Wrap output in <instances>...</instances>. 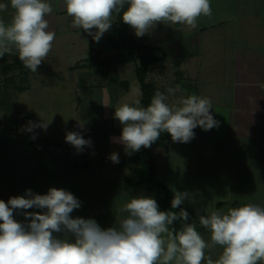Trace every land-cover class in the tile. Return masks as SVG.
I'll list each match as a JSON object with an SVG mask.
<instances>
[{"label":"crops","instance_id":"obj_1","mask_svg":"<svg viewBox=\"0 0 264 264\" xmlns=\"http://www.w3.org/2000/svg\"><path fill=\"white\" fill-rule=\"evenodd\" d=\"M47 2L53 8L52 14L47 17L49 30L56 33L55 43L50 52L65 50V47L76 49V40L85 32L83 29L72 27L73 18L66 13L63 0H47ZM211 3L221 6L222 10L223 6L228 7L229 13L223 16L222 12L220 17L215 18L216 21H211L210 25L200 28L203 35L202 50L196 49L198 41L195 38L186 41L185 35L177 38L173 35L175 30H180L182 34L183 30L197 31V28L189 29L182 24H171L174 30L165 34L166 24L159 23L144 36L137 37L129 27L130 33L135 38L145 40L156 47V53L161 59L152 67L163 65L170 60L178 70L188 73L194 80L197 78L196 81L202 78V74L208 68L214 75L217 72L214 68L216 63L214 59L211 58L213 61L210 62L202 59L199 63L195 58L207 53L208 45L215 46L213 37L219 33L221 45L226 48L225 53L228 54L224 55L223 64L230 65L239 72L236 96L227 94L224 89L218 92L219 97L204 95L211 100L212 115L220 123L218 127L207 131L199 129L202 135L197 142L200 143L194 144L195 138H193L190 142L183 143L186 145L181 150H175L173 148L175 142L171 140L168 149L163 147L167 154L161 158L154 154L158 145L152 147V154L157 164V178L165 183L173 194L177 191L188 193V198L182 203L184 207L204 213H209L213 208L223 209L226 212L236 203L264 206V0H211ZM12 13L13 10L9 6L7 11L0 12V18L7 23ZM114 19L115 15L112 20ZM196 33V38H201L200 33ZM90 40L93 41L94 48V51H90L89 41L90 55L96 50L100 51V58L115 54V51L110 49L108 31L103 34L99 42L94 41L93 38ZM179 40L184 41L183 46ZM97 43L99 47H96ZM49 62L45 59V64L41 63L43 70L46 64L49 67ZM132 63L136 68V63ZM89 64L94 65L88 57L81 58L69 65L68 70L74 72L86 68ZM192 64L195 66L193 67ZM95 69L96 73L104 79L107 78L108 82L101 87L100 85L97 87V81L96 85L91 84L90 87L86 83L80 85L89 88V93L85 96V110L79 111L82 101L78 94L79 90L75 88L76 84L73 90L72 96L77 97L78 101L73 102L75 113L70 132H78L84 139L91 141L90 146L78 151L66 142V135L59 127H55V123L52 122L53 125L48 127L45 117L41 118L39 123L47 124L46 129L36 127L33 132L24 130L29 122L37 123V115L29 108L22 111L20 107L12 104L11 87L7 86L5 81H9L10 78L16 79L13 80L12 90H18L16 98L18 99L20 94L32 89H36V92L42 95L38 88L48 84L47 75L38 76L37 72L30 71L29 79L24 85L26 88L21 90L19 89V82L22 81L20 69L5 72L3 64H0L2 74L0 107L4 109L5 106L10 105L9 111L14 109L9 122L0 126V190L7 194L6 196L10 194L11 198L25 196L27 190L43 195L47 194L50 188L64 189L72 193L81 204L80 208L70 214L72 218H92L102 229H107L119 227L120 220L127 216L121 208L130 198L144 196L157 201L164 192L150 191L144 185L130 186L127 183L125 176L131 174L134 167V163L129 158L137 152L126 154L124 145L115 139L120 137L122 132L120 123L116 126L117 119L114 118V112L118 107L117 99H122L120 90L124 88L102 75L96 66ZM47 71L51 74L54 72L53 69ZM214 80L215 78L210 76L206 81L202 78L197 84H192L193 80H188L187 84L184 80L178 81L176 88L175 86L172 88L174 91L168 95L166 93L167 101L179 95L187 97L190 93L199 90V87L201 89L204 82ZM223 80L225 81V78ZM15 81L18 86L15 85ZM157 87L159 89L158 85ZM101 88H104L105 92H102ZM129 88L125 91H129ZM208 89L213 92L210 87ZM163 90L165 91V88ZM202 93L203 90L200 91V94ZM139 100L141 101V98ZM193 131L195 133V129ZM74 152L85 156L90 163L78 165L73 159ZM112 153L118 154L119 163L111 161ZM15 211V219L18 221L21 217L25 218L24 211L42 213L46 210ZM29 220L30 218L26 219V223ZM196 230L206 242H210L211 234L208 229L196 228ZM54 235L61 239L65 237L64 233H54ZM67 238L74 242L71 234H68ZM221 251L217 246L215 249L206 250V255L216 259Z\"/></svg>","mask_w":264,"mask_h":264},{"label":"clouds","instance_id":"obj_2","mask_svg":"<svg viewBox=\"0 0 264 264\" xmlns=\"http://www.w3.org/2000/svg\"><path fill=\"white\" fill-rule=\"evenodd\" d=\"M63 5L73 18L72 27L83 29L96 42L112 27L113 13H121L125 5L122 21L137 37L159 23L195 29L201 16L212 15L211 0H63ZM9 6L13 10L10 21L0 18V58L15 50L24 66L37 72L56 38L47 19L53 8L47 0H6L0 2V12ZM140 104L139 99L134 104L121 103L114 112L122 126L115 139L128 155L150 148L162 132L174 142L188 143L195 128L207 131L220 123L212 115L211 100L196 94L169 104L157 91L147 107ZM36 127L46 129L47 124L29 122L24 130L33 132ZM65 140L78 151L91 145L78 132H68ZM110 159L119 163L117 153ZM187 198V192H175L171 208H180ZM80 207L72 193L57 188L43 195L27 190L25 196L11 197L7 203L0 200V264H264V206L248 203L226 212L213 208L201 215L199 224L210 231V242L194 224L171 228L174 221L187 222L189 213L182 208L161 211L151 197L130 198L121 208L127 216L119 227L107 229L92 218H72L70 214ZM27 209L46 211H24L25 218H30L27 223L14 219V210ZM217 246L222 250L218 258L206 255V250Z\"/></svg>","mask_w":264,"mask_h":264},{"label":"rangeland","instance_id":"obj_3","mask_svg":"<svg viewBox=\"0 0 264 264\" xmlns=\"http://www.w3.org/2000/svg\"><path fill=\"white\" fill-rule=\"evenodd\" d=\"M211 7H212L211 17L201 16L198 19L197 31L191 30L189 32L188 31L186 32L183 30V33L181 34L180 30H178V31L175 30L173 32V35H176V38L178 36L185 35L186 41H189V40L192 41V39L195 38L198 41L196 44V49L200 48L202 50L203 35H201L202 31L200 28L210 25L211 21H214V20L216 21L217 19H215V18L220 17L222 15V12H223V16H225L227 13H229L228 7L223 6V10H222L221 6L214 5L213 3H211ZM165 26H166L165 34L171 33L174 30V29H172L171 24H166ZM131 32L134 35H136L134 29H131ZM196 32L200 33L201 38L200 37L196 38L197 37ZM91 38H92V36H89L86 33L80 34V36L76 40V43H77L76 49L70 48V47L69 48L65 47V50L61 49V50H56V51L48 53V55L45 59L50 61L49 67L46 66L48 64V62L44 66L45 70H43L44 69L43 65L42 66L39 65L38 71L36 74L38 76H39V74L47 75L46 78H48V80H46V82L48 84L38 88V90L42 93V95H39L36 92V89H32L31 91L20 94L21 96H19V98L16 99L18 97V90L17 89L12 90V89H14L12 87L13 80H16V79L10 78V79H8L9 81H7V82L5 81L6 85L7 86L9 85V87H11V100H12L13 106L17 105L18 107H20L22 109V111L26 108H29L32 112L36 113L37 123H39L41 121V118L45 117L46 122L49 124L48 127L52 126L53 125L52 122H53V123H55V127H59L61 129L62 133H64V135H66L68 132H70V129L73 128V121L72 120H73V115L75 113V111L73 109V102L78 101L77 97L73 98V96H72L75 84H76L75 88L79 90L78 94H79L80 99L82 101L80 104L79 111H83L86 109V105L84 104V102H85V96L88 95V93H89L88 92L89 88H83V86H80V85L83 83H86V85L88 87H90L91 84L96 85L95 83L97 81V83H98L97 87L99 85H100L99 87H101V86L107 84L106 82H108L107 78L104 79L96 73L97 70L95 69V66L91 65V64H89L86 68H81V69H78L74 72H71L68 70L69 65L76 62L78 59L86 58V57L89 58V56H90V54H89V41ZM176 38H175V40H176ZM220 39H221V36L219 33L217 34V36L214 35L213 40L216 43L215 46L212 47V44L208 45L207 49H206V50H208V52L202 56H198L195 58L196 61L198 60L199 63L202 61V59H205L207 62H210L211 58L215 60L216 63H215L214 68L217 71V72H215L216 73L215 75L213 74L212 71H210V68H208L204 74L201 73L203 75L202 78L204 79V81H206V79L210 78V76L215 78V80L212 82L208 81V83L204 82V85L201 86V89L199 87V90L198 89L196 90L199 92L196 93V91H195V92L190 93L189 95L196 94V95L202 96V97H205L206 95H211V96H213V98H215L216 96L217 97L220 96V94H218V92H220L222 89L226 90L227 94H231V95H235V96L237 95L238 84H239L237 82H239V80H238L239 79V72L232 69V67L230 65L228 66V65L223 64L224 63L223 61L225 58L224 55H228V54L225 53L226 48H224L223 45H221ZM230 39H231L230 41L232 42V38H230ZM182 40H184V39H182ZM176 41H178V40H176ZM179 41H181V40H179ZM54 43L55 42H53V44ZM180 44L183 46L184 41L183 42L181 41ZM204 44H205V39H204ZM96 47H99L98 43L96 44ZM212 48H214L213 54H212ZM17 56H18V54H10L8 56V61L13 62L17 58ZM229 56H231V54ZM77 57H78V59H77ZM211 61H213V60H211ZM42 63L45 64V60ZM192 66L194 67L195 65L192 64ZM46 69L50 70V71H52V69H53L54 72L51 74V72L47 71ZM108 69H109L110 75H114L116 77H119L121 80H126L130 84L129 91H125V89L120 90L122 99L121 100L117 99V106H119V104H121V103L134 104L135 100L141 98V89L139 86V80H138L136 73H135V64L134 63H132V62L120 63V64H116L110 68H107V67L101 68V70H107V71H108ZM224 70H225V72H224ZM1 77H2V74L0 73V79H1ZM224 78H225V81L223 80ZM196 79L197 78H195V80H194L193 77H190V75L188 73L186 74L183 71L178 70L176 68V66L173 65L172 61H170V60H168L163 65L161 64V65L153 66L152 69L150 70V73L147 76L148 81H154L155 83H157V85L159 86L158 91H161L165 88L167 95L171 94L168 91L169 89H172L174 86L176 88L178 81L184 80L185 84L189 83L188 80H193L194 82L192 84H194V83L197 84L198 82L200 83L201 79L198 81H196ZM34 82H36L35 78H34ZM26 83L27 82H24L22 80L19 82V85L21 87V86L26 85ZM15 85H16V81H15ZM16 86H18V85H16ZM209 87L211 89H213V92H211L210 89L207 90V88H209ZM101 89H102V92H105L104 88H101ZM137 90H139V95L137 94ZM201 90H203L202 94H200ZM0 96H1V92H0ZM92 96H95V95L92 94ZM180 98H181V95H179L177 97L175 96L173 98H169V100L167 102L169 104H172V103L176 102L177 100H179ZM217 106L219 107L218 104H217ZM9 109H10V105L5 106L4 109H2L0 107V126L2 124H6L7 122H9V120H10L9 117L12 116L13 111H14V109L12 111H9ZM8 111H9V113H8ZM4 112H6V113H4ZM8 114H11V115H8ZM116 122H117L116 126H118L119 121L116 120ZM51 128H54V127H51ZM81 128H82V126H81ZM199 129H201V128L200 127L195 128L194 144L200 143V142H197V141H199L197 139H200V137L202 135V133H199ZM185 145L186 144H183L180 142H175L173 148L175 150L176 149L181 150ZM154 154L157 155L158 158H161L164 155L166 156L167 153L162 146H158V147H155ZM6 195H5V193H3L0 190V200H3V201L5 200V202L7 203V201L9 200L11 195L10 194H8V196H6ZM13 215H14V219H15L16 211L13 213ZM18 222L26 223V219L25 218L22 219V217H21L18 219Z\"/></svg>","mask_w":264,"mask_h":264},{"label":"trees","instance_id":"obj_4","mask_svg":"<svg viewBox=\"0 0 264 264\" xmlns=\"http://www.w3.org/2000/svg\"><path fill=\"white\" fill-rule=\"evenodd\" d=\"M128 6L125 5L121 13H113L115 19L112 20V27L108 31V39L110 43V49L115 51V54L108 55L106 57L100 58V51L96 50L94 54L90 55L88 60L93 63L100 73L107 76L110 81L118 83L124 89L129 88V82L126 80H121L119 77L109 74V69L101 70L102 67L110 68L116 64L120 63H130L135 62L136 68L135 73L140 83L141 89V104L142 107H147L152 97L159 90L154 81H148L147 76L150 68L153 64L158 62L161 57L156 53V47L153 44L147 43L145 40H140L135 38L129 31V25L122 21V12L126 10ZM93 41L90 40V51H94ZM15 52V50H13ZM7 55L5 54L0 58V64H3V70L14 71L20 69L21 79L27 82L29 79L30 69L26 68L22 61L17 58L14 62H7ZM26 86H21L19 89L24 90ZM166 96L164 90L160 91ZM171 137L169 134L162 132L160 138L152 144L150 148H141L135 155L131 156L129 160L134 163L132 172L125 176L127 183L130 186L144 185L146 189L162 190L164 193L162 196L158 197L157 204L159 210L161 211H176L179 212L180 209H184L189 213L190 219L185 222L182 220L174 221L173 225L170 226L176 230H180L185 223L194 224L196 228L203 229L199 224V217L201 215H208L209 213L193 211L187 209L182 204L180 208L172 209L171 200L173 199L172 190L162 181H160L157 176V164L153 157V145L162 146L168 149L171 142ZM90 163V161L85 160L82 164L85 165ZM243 206L241 204H235L233 207Z\"/></svg>","mask_w":264,"mask_h":264},{"label":"built area","instance_id":"obj_5","mask_svg":"<svg viewBox=\"0 0 264 264\" xmlns=\"http://www.w3.org/2000/svg\"><path fill=\"white\" fill-rule=\"evenodd\" d=\"M73 159L78 164H82L86 160L85 156H83L82 154H79V152L73 153Z\"/></svg>","mask_w":264,"mask_h":264}]
</instances>
